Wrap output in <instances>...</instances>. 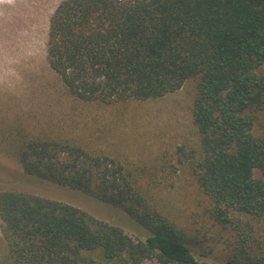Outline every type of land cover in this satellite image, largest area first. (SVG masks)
I'll use <instances>...</instances> for the list:
<instances>
[{
	"label": "trees",
	"instance_id": "trees-1",
	"mask_svg": "<svg viewBox=\"0 0 264 264\" xmlns=\"http://www.w3.org/2000/svg\"><path fill=\"white\" fill-rule=\"evenodd\" d=\"M46 59L86 102L160 98L197 78L191 113L201 151L191 164L213 219L232 228L237 245L223 262L198 258L193 238L151 204L118 159L39 133L16 147L27 176L118 208L146 235L133 238L54 198L2 189L12 264H264L251 223H264V181L254 176L264 172V131H253L264 117V74L256 72L264 62V0H62L50 17Z\"/></svg>",
	"mask_w": 264,
	"mask_h": 264
},
{
	"label": "rangeland",
	"instance_id": "rangeland-1",
	"mask_svg": "<svg viewBox=\"0 0 264 264\" xmlns=\"http://www.w3.org/2000/svg\"><path fill=\"white\" fill-rule=\"evenodd\" d=\"M61 1L0 2V191L54 198L120 226L133 238L145 236L146 231L120 209L23 172L16 155L22 139L39 133L73 138L118 159L151 204L193 238L189 245L198 258L225 261L236 251V233L213 219L212 203L199 188L191 164L201 151L191 113L197 78L155 99L108 104L77 99L46 59L50 17ZM256 72L264 74V62ZM263 124L259 114L256 135L263 133ZM254 176L264 181L263 171L255 169ZM251 223L253 247L264 253V223ZM0 264H12L1 220ZM143 264L160 263L148 259Z\"/></svg>",
	"mask_w": 264,
	"mask_h": 264
},
{
	"label": "bare ground",
	"instance_id": "bare-ground-1",
	"mask_svg": "<svg viewBox=\"0 0 264 264\" xmlns=\"http://www.w3.org/2000/svg\"><path fill=\"white\" fill-rule=\"evenodd\" d=\"M0 2H3V0H0Z\"/></svg>",
	"mask_w": 264,
	"mask_h": 264
}]
</instances>
